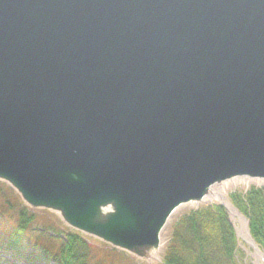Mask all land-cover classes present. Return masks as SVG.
I'll use <instances>...</instances> for the list:
<instances>
[{"label": "water", "instance_id": "water-1", "mask_svg": "<svg viewBox=\"0 0 264 264\" xmlns=\"http://www.w3.org/2000/svg\"><path fill=\"white\" fill-rule=\"evenodd\" d=\"M250 180L264 0H0V182L24 206L151 261L180 206Z\"/></svg>", "mask_w": 264, "mask_h": 264}, {"label": "trees", "instance_id": "trees-1", "mask_svg": "<svg viewBox=\"0 0 264 264\" xmlns=\"http://www.w3.org/2000/svg\"><path fill=\"white\" fill-rule=\"evenodd\" d=\"M0 199V248L24 257L26 263L122 264L115 250L105 249L95 258L87 238L59 222L34 227L38 216L2 182ZM230 200L248 218L251 237L264 249V188L250 186L244 193H232ZM237 253L241 252L224 207L208 204L185 212L173 223L162 264H238Z\"/></svg>", "mask_w": 264, "mask_h": 264}, {"label": "rangeland", "instance_id": "rangeland-1", "mask_svg": "<svg viewBox=\"0 0 264 264\" xmlns=\"http://www.w3.org/2000/svg\"><path fill=\"white\" fill-rule=\"evenodd\" d=\"M260 185L261 184L257 183L254 180H250V181H247V182L246 181L230 182V183H227L224 186V191H225L224 194H225V197H226L227 201L232 204V202L230 200V195L232 193H234V192L244 193L245 191H247L249 189L250 186L263 187L264 188V185H261V186ZM1 201L2 200L0 199V202ZM208 204H219V202L216 201V200H207L205 203L199 204L198 206H195V205H192V204H185V205H182L178 209L177 214L173 215L170 218V220L168 221V223L164 227L163 231L161 232V235H160V239H161L160 240V244H161V247L159 249V255H158L157 260H151V261L135 260L134 258H132L131 256H129L124 251H121V250L112 248L108 244L102 243L101 241H99V240H97L95 238L86 236L85 238H87V243L90 244V246L92 248V251H93L91 253V255H93L96 258L97 253L100 254V255H103L105 253V251H106L105 249H110V250H115L118 253V256L120 258H122V264H162V258H163L164 248H165V246H166V244H167V242L169 240V236H170V232H171V227H172L173 223L177 220V218H179L185 212H187L189 210H192V209H198V208H200L202 206H205V205H208ZM219 205H221V204H219ZM224 209H225V207H224ZM31 211H34L35 214L38 216L37 219H36V222L33 224L34 227H37V226H39L41 224L43 225L44 223H45V226L48 225L49 227H51V225H52V227H53L55 224H57V222H59L57 216L55 214L50 213L47 210H36L35 209V210H31ZM225 212H226V214L228 216V219H229L230 223L233 226V229H234V227L237 228V226H239V223L235 219H232L231 218V216L229 215V213L227 212L226 209H225ZM238 212H240V211L238 210ZM246 219L248 220V218H246ZM248 222H249V220H248ZM248 228H249V225H248ZM28 238L31 239V236H28ZM236 238H237V242H238V249L241 252V253H237V256H236V259L238 261V264H256L255 263V258L253 256L252 249L240 237H237L236 236ZM41 241H42V239H41ZM30 242H32V241H30ZM56 246H58V243H56ZM257 246L259 247L260 251L262 253H264V249L261 248L258 244H257ZM111 255H113V254H111ZM0 264H28V263H26V260H25L24 257L18 255L17 253H16V255H14L13 252H11V251H9L7 249L0 248ZM46 264H56V263H53L50 260H46Z\"/></svg>", "mask_w": 264, "mask_h": 264}, {"label": "bare ground", "instance_id": "bare-ground-1", "mask_svg": "<svg viewBox=\"0 0 264 264\" xmlns=\"http://www.w3.org/2000/svg\"><path fill=\"white\" fill-rule=\"evenodd\" d=\"M227 183H230V182L227 181V182L223 183L220 187L214 188L213 191H210V193H208L204 197V199L216 200V201L218 200V201H222L223 203H225L226 207L229 209V213H230L231 218L235 219L239 223V226H237L238 235L241 237H245V231L243 229V226H244L243 219L239 217L238 213L231 207V205L229 204V202L227 201V199L225 197L224 186ZM178 209L176 210L175 214H177Z\"/></svg>", "mask_w": 264, "mask_h": 264}]
</instances>
